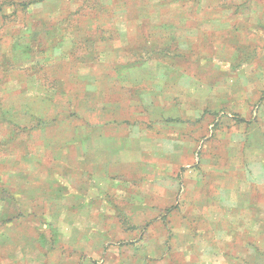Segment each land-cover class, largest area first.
<instances>
[{
    "label": "rangeland",
    "instance_id": "1",
    "mask_svg": "<svg viewBox=\"0 0 264 264\" xmlns=\"http://www.w3.org/2000/svg\"><path fill=\"white\" fill-rule=\"evenodd\" d=\"M0 264H264V0H0Z\"/></svg>",
    "mask_w": 264,
    "mask_h": 264
}]
</instances>
